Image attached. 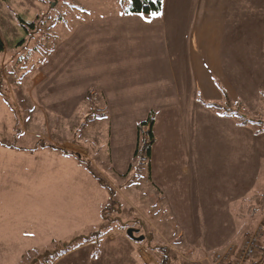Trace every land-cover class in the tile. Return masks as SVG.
<instances>
[{
  "label": "rangeland",
  "instance_id": "1",
  "mask_svg": "<svg viewBox=\"0 0 264 264\" xmlns=\"http://www.w3.org/2000/svg\"><path fill=\"white\" fill-rule=\"evenodd\" d=\"M74 1L0 0V35L6 43V50L0 52V98L4 101L0 112V264H37L39 261L53 264L56 255H47L48 252L55 254L63 247H73L88 240H93L95 253L86 256L84 250L78 249L74 254H68L64 263L57 264H79L91 257L102 260V254L110 260L114 258L112 264H133L132 258L123 259L120 253L134 249L126 247L117 251L113 244L128 241V228H136L139 230L136 235L144 236L145 239L138 242L143 250L148 248L155 256L150 264H210V255L217 249L221 251L223 247L232 246L239 251L247 235L264 228L262 211L255 215V221L248 214L252 209H259L257 203L264 200V188L251 192L257 200L253 203L247 201V205L241 208L243 210L230 205L232 213L239 214L235 223L211 227L201 223L202 211L197 207L198 202L194 204L196 210L192 208L178 217L163 189L155 184L151 158V182L148 164L141 158L133 166V155L126 168L122 167V159L115 161V156L123 153L114 152L118 140L119 145L123 144L127 158L132 143L137 142L134 153L143 148V136L139 141L137 126L149 115L156 116L166 102L171 105L173 101L162 99L165 94L158 95L161 99L151 100L138 95V102L131 100L130 95L113 98L117 104L116 117L99 88L89 90L83 100L71 108H55L61 80L80 79L71 74L72 70L67 76H51L53 82L46 81L44 87L39 88L38 77L43 76L41 70L38 74L40 64L61 40L68 38L84 20L125 11L130 0H124V3L123 0H80L79 8ZM221 1L213 0L218 8L214 10L215 19L220 23L217 29L230 37L214 40L218 47L213 50L204 48L202 41H194L203 48L202 54L197 51L200 67L196 64L193 67L200 71V86L198 88L197 83L190 80L186 91L195 100L203 98L204 91L209 96L210 87L202 75H208L214 67L210 75L217 82L219 95L218 100L210 101L242 114L244 120L249 119L248 125L240 124L249 129L239 131L243 141L242 160L248 176L256 170L260 171L261 177L264 176V131L257 133V129L264 128V90L260 88L264 84V59L255 52L264 47V29L263 32L259 29L260 33L253 29L246 36L239 37V45L235 44L232 33L238 36L234 27L242 21L239 14L224 15ZM241 14L251 22L255 15L243 11ZM262 15L264 21V13ZM22 19L25 27H22ZM31 23H34V29L29 25ZM241 32L245 29L242 28ZM247 39L254 41L256 46L251 55L242 44ZM88 40L91 46L100 41L96 37ZM188 41L193 44V37H188ZM189 52L192 53L188 56L194 55L192 48ZM188 58L194 59V56ZM55 83L58 85L54 87ZM164 87L165 84L158 86ZM121 90L129 92L130 87H118L112 92L118 95ZM44 92L46 103L40 99ZM87 95L93 99L86 98ZM205 102L201 103L207 107ZM202 131L207 129H200L199 133ZM189 132L177 131L175 135H183L185 140L182 143L186 145ZM200 142L187 144L181 154L178 153L179 170L185 178L190 176L186 167L193 184L200 185L205 180L216 182L237 173L230 160L235 158L232 154L236 149L231 141L225 140L224 155L229 156L221 159L224 155H219L218 162L214 160L207 169L199 168L205 163L199 155ZM63 149L75 155L62 153ZM75 163L80 168L74 166ZM89 168L114 189V203H111L108 189L100 185ZM105 207L109 208L104 210ZM110 239L117 241L111 242ZM260 240L261 252L247 261L251 264H264V236Z\"/></svg>",
  "mask_w": 264,
  "mask_h": 264
},
{
  "label": "crops",
  "instance_id": "2",
  "mask_svg": "<svg viewBox=\"0 0 264 264\" xmlns=\"http://www.w3.org/2000/svg\"><path fill=\"white\" fill-rule=\"evenodd\" d=\"M74 2L76 7L81 6L80 0ZM162 2L164 5L160 15L128 13L126 9L121 13L103 14L80 22L75 28L76 30L68 38L61 40L50 56L40 64L38 74L41 70L43 76L38 77V86L43 88L46 81L52 80L50 79L51 76L55 78L59 75L67 76V73L70 74L72 70L71 74L80 79H71L65 82L61 80L62 82L59 83L60 93L57 98L54 97L56 99L55 108L61 109L66 106L71 108L73 104L80 103L84 98L83 95L89 90L99 88L116 117L118 113L115 112V106L117 104L113 98L129 97L130 95L133 97L131 100L135 99L138 102V95L144 96L146 100H151L153 98L161 99L162 97L158 95L164 96L165 94L162 99L165 98L164 101L171 100L173 102L171 105L166 102V106L164 105L162 109H159L155 116L156 122L153 126V132L156 142L151 150L155 184L163 189L165 197L170 200L173 209L178 213V217L181 218L182 212L192 208L196 210L194 204L196 205L195 202H198L197 207L202 211L200 214L202 224L206 223L211 227L216 225L222 227L227 222L233 224L236 221L235 217L239 214L238 212L233 214L230 205L240 207L242 210L243 205H247V201L250 200L253 203L257 200L251 192L264 188V176L260 177V171L256 170L248 176L249 173L247 174L245 171L244 160H242L243 141H241L239 131L249 129L241 127L231 117L221 116L214 109L209 110L208 106L205 107L201 103L218 100V85L213 79V75L212 77L210 75L211 72H214V67L209 70L208 75H202L210 87L209 92L211 94L209 96L204 91L201 95L203 98L199 97L195 100L194 97L191 99L192 95L186 91L190 80L195 81L198 88L200 86L198 73L200 71L194 70L193 67L195 64L200 67L201 59L197 55V51L202 54L203 48H199L194 41H202V45L206 46L204 48L208 49L209 47L213 50V47H218V43L213 42L214 40H223V38L227 39L230 36L224 35L217 29V25L219 26L220 23H217L215 19L214 10L218 8L217 3L213 0H162ZM127 3L129 7L130 3ZM221 10L224 15H240V22H242L239 24L241 27L239 24L236 28L234 27L238 36H234L232 33V40L235 44L239 45L241 36H246L253 29L256 32L261 29L263 32L264 21L261 18L264 13V0H222ZM242 11L255 14L252 22L247 17L243 18ZM184 19H193V21L189 23L188 20L184 21ZM242 28L245 29V32H241ZM190 36L193 37V44L188 41ZM92 37L100 40L99 42L95 41L96 44L93 46L89 44L88 40ZM261 43L257 44L260 46ZM242 44L249 51V55H251V50L254 51L256 47L254 41L249 39L242 41ZM191 48L194 50V55L188 56L192 53L189 52ZM105 53L107 55L106 60H104ZM255 55L264 59V47L256 49ZM193 56L194 59L188 58ZM52 82L53 80L50 83ZM163 84H165L164 89L158 88L159 85ZM57 85L56 83L53 84L54 87ZM262 86L260 88L264 90V84ZM118 87L121 89L130 87V90L129 92L121 90L118 95H114L112 89H118ZM200 88L202 90V87ZM46 97L44 92L40 99L46 103ZM86 98L93 99L92 96L89 97L88 95ZM3 104L4 101L0 98V112L3 110ZM176 106L180 109L175 110ZM114 124L115 122L112 124L113 127ZM200 129H207V131L199 133ZM184 130L191 131L186 145L190 146L201 141L200 152H198L205 161L199 167L201 169L210 168V163L214 160L218 162L219 155H224L226 151L225 140L231 141L236 149L232 154L235 158L231 157L230 160L233 171L236 168L237 173L216 182L205 180L200 185L193 184L189 168L186 167L190 176L185 178L179 170L181 162H177L178 153L181 154V150L186 146L182 143L185 139L180 133L175 135V132ZM222 138L224 141H221ZM117 142L118 147L114 152L123 153L122 156H115V161L122 159V167L126 168L135 154L137 142L132 143L128 158L124 155L123 144L119 145V140ZM195 149L197 150L196 145ZM262 153L264 154V149ZM227 156L229 155L225 154L221 159ZM75 165L79 167L78 163ZM225 171L229 172L230 170ZM255 178L259 179L255 181ZM242 190H247V192L241 193ZM262 201L264 202V200ZM262 201L257 203L259 205L258 213L261 211L264 213ZM113 241L117 240H111V242ZM92 243L93 240H88L73 247H63L61 249L63 251H56L55 254L48 252L47 255H56L53 264L64 263L63 260L68 254H74L78 249L84 250L86 256H89L91 252L95 253L96 248L92 246ZM113 244L117 251L126 247L133 248L132 251L125 250L120 253V257L123 259L132 258L133 264H141V262L150 264L155 260V256L151 254L148 248L143 250L139 245L140 242L131 237L128 241H117ZM142 245L146 247L144 244ZM109 246L112 250V246ZM101 258L103 259L91 257L90 260L79 264H112L111 261L114 260V258L110 260L105 254H102ZM37 264L42 263L39 261Z\"/></svg>",
  "mask_w": 264,
  "mask_h": 264
},
{
  "label": "trees",
  "instance_id": "3",
  "mask_svg": "<svg viewBox=\"0 0 264 264\" xmlns=\"http://www.w3.org/2000/svg\"><path fill=\"white\" fill-rule=\"evenodd\" d=\"M129 3H130V5H129V7H127L126 12L135 13V14L142 13V14H148V15L149 14H154V13L160 15L162 10H163V5H164V2H162V0H130ZM24 22L25 21H23V19H22V27L26 26V24ZM29 25L32 26V29H34V23H31ZM5 50H6V43H4L3 38L0 35V52L1 51H5ZM205 104L210 109L214 108V110L218 111L220 113V115L228 116V117H231L232 119H235V121L239 125L240 124L248 125L250 123L249 119L246 118L244 120V117H242L243 116L242 114L236 113V112L233 113V112H231L232 109H230V108L229 109H225L218 102H210V103H205ZM147 118L148 119L146 121H142V123L138 124V126H137V130L139 132V141L142 140L141 137L143 136L144 145H143L142 149L135 151V154H134L133 159H132V163H133V166H134L135 162L141 158L142 162H145L146 164H148V169H149L148 175H149L150 168H151L150 164H149L150 158H151V155H152L151 150H152V147H153L154 142H155L153 126H154L156 117H155V115H149V117H147ZM262 131H264V128L258 127L257 133L258 132H262ZM61 151H62V153L64 152V153H68V154H71V155H75V154H72L70 152H65L64 149L61 150ZM89 169H90L91 173L93 174V176L96 177L97 180L100 182V185H102L104 188L108 189L111 203H114L115 202V200H114L115 197L114 196L116 194L114 189L111 188L108 185V183L105 182L104 179H102L101 177L97 176V174L91 168H89ZM148 178H149V181L151 182L150 175H149ZM108 208L109 207H105L104 210H107ZM254 210L255 209H252L251 211H249L248 214L255 221V220H257L256 219L257 217H255V215L258 214V210H255V211ZM248 214H247V216H248ZM105 217H106V215H105ZM260 230H261V232L259 233V243H258L257 249L255 250L256 252L253 255H251V257H253L254 255H256L259 252H261L260 250L262 248V246H261L262 245V240H260V239H262V236H264V228L261 227ZM250 234L247 235V237L250 236ZM226 248L223 247L222 250H224ZM236 249H237V247H236ZM218 250L219 249H217V251ZM61 251H63V250H61ZM217 251L213 252L212 255H210V258H211L210 262L214 261L215 255L217 254ZM234 255H233V258L235 257ZM165 256H166V258L168 257L167 253H165ZM251 257H249L248 259L244 260L243 263L244 264H251L250 262H247ZM252 264H253V262H252Z\"/></svg>",
  "mask_w": 264,
  "mask_h": 264
},
{
  "label": "built area",
  "instance_id": "4",
  "mask_svg": "<svg viewBox=\"0 0 264 264\" xmlns=\"http://www.w3.org/2000/svg\"><path fill=\"white\" fill-rule=\"evenodd\" d=\"M261 230H257L245 239L239 251L232 246H228L226 249L217 251L214 261L210 264H244V260L253 255L257 249L259 243V233ZM235 254V255H234ZM233 255L235 256L233 258Z\"/></svg>",
  "mask_w": 264,
  "mask_h": 264
},
{
  "label": "water",
  "instance_id": "5",
  "mask_svg": "<svg viewBox=\"0 0 264 264\" xmlns=\"http://www.w3.org/2000/svg\"><path fill=\"white\" fill-rule=\"evenodd\" d=\"M138 229H134V228H128L127 230V234L132 238L134 239L135 241H142L144 240V236H136V233H138Z\"/></svg>",
  "mask_w": 264,
  "mask_h": 264
},
{
  "label": "snow or ice",
  "instance_id": "6",
  "mask_svg": "<svg viewBox=\"0 0 264 264\" xmlns=\"http://www.w3.org/2000/svg\"><path fill=\"white\" fill-rule=\"evenodd\" d=\"M153 15H155V13Z\"/></svg>",
  "mask_w": 264,
  "mask_h": 264
}]
</instances>
